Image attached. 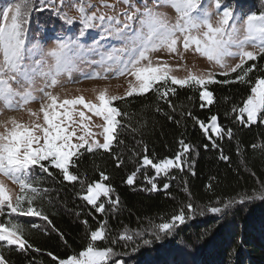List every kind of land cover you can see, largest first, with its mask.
<instances>
[{"label":"snow or ice","instance_id":"1","mask_svg":"<svg viewBox=\"0 0 264 264\" xmlns=\"http://www.w3.org/2000/svg\"><path fill=\"white\" fill-rule=\"evenodd\" d=\"M117 2L124 4L125 10L108 14L90 0H70L82 25L79 36L75 39L57 38L55 46L47 50L38 41L29 46L28 25L31 13L52 7L61 20L67 25H72L77 17H71L60 10L65 0H59V7L55 0H39V8L36 6L37 0H16L15 3H9L0 10V103L10 111L23 109L30 102L41 99L35 94L36 92L42 93L45 101L40 104L38 111L27 110L30 117L28 123L18 121L15 117L0 121V129H2L0 130V264H9L3 251L6 247L10 248L14 245L17 251L33 248L25 238L26 228L19 217L37 216L44 220L48 219L35 207V202L42 200L48 190L42 189L39 180L31 175L33 166L38 165L49 175H52L49 171L50 167L58 169L65 181H77L78 176L72 174L70 167L74 166L82 155L80 150L86 149L89 153L100 150L109 152L113 141L117 139L119 129L126 126L117 117L127 119L129 113L116 106V101L127 103V98L143 96L150 90H155L158 98L164 99L169 92L174 94L176 89L173 85H178L182 88L193 87L200 92L202 100L207 99L211 103L213 94L207 90L209 84H228L238 81L250 85V94L243 100V106L239 107L240 115L236 116V119L245 126L258 121L264 123V76H258L252 83L249 74L253 70L259 72L261 69L255 63L248 65L249 61L264 57V12L247 16L243 21V36H241V29L235 23L233 9L223 6L221 12L222 0H211L219 17L216 24L212 23L213 13L202 8L201 0H153L152 7L145 3L143 9L137 7L134 0H117ZM161 5L170 6L175 10L177 13L175 22H171L166 14L156 11ZM100 6L106 9L115 8V5L107 4L105 0H100ZM92 8L96 10L89 11ZM121 16H123L122 20ZM96 27L103 28L101 38L110 37L120 40L122 46L99 52V60L90 63L98 65L102 72L86 74L85 78L108 79V74L112 73L113 77L131 75L136 83L133 85L130 82L123 96L110 95L108 89L103 88L96 94V102L87 101L83 96L64 99L59 104V108L63 111H57L58 97L48 89L58 85L60 76L67 75L70 78L71 73L78 70L77 61L82 58L84 51L79 44V38L89 29ZM248 45L258 51L247 50ZM181 47L183 52L192 51L214 63L223 70L219 75L226 79L217 80L215 78L217 74L211 71L197 74L191 70H188L185 78H177L171 74L175 69L167 61L157 57L156 63H153L151 54L158 51L179 55L183 59ZM237 57L239 62L234 66L229 67L225 62L228 58ZM231 73H237L234 80L227 78ZM38 78L44 83L36 88ZM77 105H82L84 109L102 120L101 124L95 125L102 129L99 133L103 137L102 143L95 138L97 134L84 123L85 120L91 121V117L86 116L85 111L78 112L80 118L78 122L73 119V112L69 107L74 109ZM156 110L159 111V108ZM232 111L236 112V107H233ZM41 114L42 122H40ZM210 119L213 132L221 135V130L216 125L217 117L212 116ZM77 123L80 124V134L77 128L73 127ZM200 125L207 134L204 123L200 122ZM227 135L231 138V129H228ZM74 139L78 142L74 143ZM181 145L184 153L190 150V146L183 141ZM215 146L213 142V147ZM252 147L254 150L264 149V143L254 144ZM221 158L228 159L226 156ZM113 159L118 162L117 167H119L122 163L120 157L114 155ZM183 162L182 153H177L175 160L166 158L159 162H153L147 155L143 157V165H151L157 174H167L170 168L177 167ZM100 176L101 181L109 179L103 172ZM134 176L135 173L128 176L129 185L133 184ZM145 178L151 184L152 190H157L154 178ZM5 179L18 185V191L10 189ZM168 187V184L164 185L165 189ZM111 191L112 189L104 183H90L87 186V194L83 195L82 199L92 205L96 212L102 213L105 204L103 202L98 204V198L109 197ZM252 199L264 200V184L251 195L244 193L238 199L229 200L225 207ZM109 204L115 207L119 204L118 198L109 199ZM186 208L187 214L184 208H181L170 221L154 225L155 231L151 235L158 240L161 234L169 235L179 225L184 224L186 219L190 218L189 214L194 212V205L189 202ZM208 211L219 213L222 209L209 207ZM32 227L37 226L32 225ZM137 237L143 245L152 242L144 239L140 231L133 234L126 229L118 238L112 239L110 245L100 247V243H108L105 225L102 223L100 227L90 232L88 243L78 255L61 259L59 264H122L121 261L114 260L117 255L115 245L120 241L137 243ZM53 259L55 260L56 257Z\"/></svg>","mask_w":264,"mask_h":264},{"label":"trees","instance_id":"2","mask_svg":"<svg viewBox=\"0 0 264 264\" xmlns=\"http://www.w3.org/2000/svg\"><path fill=\"white\" fill-rule=\"evenodd\" d=\"M15 2L0 0V7ZM36 6L39 8L38 0ZM223 6L245 16L264 12V0H222ZM65 28L66 23L52 10L34 11L28 41L42 44L54 40L64 34ZM253 63L261 71L249 74L252 83L264 76V57L248 65ZM236 75L231 73L227 78L234 80ZM215 78L226 79L219 74ZM173 87L175 93L169 92L164 99L150 90L143 96L127 98V103L116 101V106L129 113L127 119L117 117L126 126L119 129L109 152L80 150L82 155L70 167L77 181H65L58 169L50 167L49 175L38 165L33 166L31 175L39 180L42 189L48 190L35 207L48 219L19 217L26 228L25 238L33 248H4L9 264H59L61 259L78 255L88 243L90 232L102 223L108 243H100V247L110 245L126 229L133 234L140 231L144 239L152 241L148 245L140 243L139 237L137 243L120 241L115 245L114 260L122 264H264V200H245L225 207L229 200L244 193L251 195L264 184V149L252 147L264 143V123L245 126L236 119L239 107L250 94V85L238 81L209 84L207 90L213 95L208 105L193 87ZM212 116L217 117L221 135H208L201 128L200 122L206 126ZM228 129L232 131L231 138ZM181 141L190 146L187 153ZM177 153H182L184 162L167 174H156L151 165H143L145 155L159 162L174 160ZM114 155L122 160L119 167ZM101 172L109 177L107 181H101ZM133 173L134 182L129 185L127 178ZM145 177L154 178L157 190H152ZM94 182L112 189L109 197L98 198V204H105L102 213L82 199L88 184ZM165 184L169 185L167 189ZM117 198L118 205L109 204V199ZM189 202L194 212L184 224L169 235L161 234L158 240L151 235L154 225L170 221L181 208L187 214ZM209 207L222 211L211 213Z\"/></svg>","mask_w":264,"mask_h":264},{"label":"rangeland","instance_id":"3","mask_svg":"<svg viewBox=\"0 0 264 264\" xmlns=\"http://www.w3.org/2000/svg\"><path fill=\"white\" fill-rule=\"evenodd\" d=\"M39 1V0H38ZM90 2L97 7H100V10L106 12L108 14H116L120 13L125 10V5L122 3H118L117 0H105L107 4L115 5L114 9H106L100 6V0H90ZM57 7H59V0H55ZM134 3L137 7L143 9V5L147 3L149 7L153 6V0H134ZM202 8L207 9L213 13L212 15V23L216 24L218 20V15L216 14V10L211 3V0H201ZM3 8L0 7V10ZM44 9L52 10L55 13V9L52 7H46ZM62 12H66L71 17H77L72 25H67L62 36L57 38H77L79 36V31L82 25L78 19V13L72 8L70 4V0H65L64 6L60 9ZM95 8L90 9L89 11H95ZM223 8H221L222 12ZM156 11L164 13L167 15L171 22H175L177 13L175 10L170 6L161 5L156 8ZM234 12L235 23L238 28L241 29L240 35L243 36V21L247 18V16L242 15L240 13ZM123 19V16L120 17ZM103 28L96 27L94 29H89L83 37L79 38V44L83 48L82 58L77 61V71H73L71 73V77L67 75H62L59 77V83L56 87L48 89L52 92L53 95L58 97L57 100V111H63L62 108H59L60 102L64 99H74L78 96H83L87 101L96 102L95 96L99 92V90L103 88L108 89V93L110 95H120L123 96L125 91L128 89L129 83L131 82L135 85L136 81L134 77L131 75L113 77L112 73L108 74V79H90L85 78L86 74L94 73V72H102V69L90 61L99 60V52L108 51L112 48H119L122 46V42L120 40L104 37L101 38V32ZM47 41L42 43L41 45L45 48V50L50 49L55 46L56 39ZM29 42V46L36 42ZM91 49V51H90ZM247 50L249 51H258V49L253 48L251 45L247 46ZM180 52L183 53V59L180 58L179 55L169 54L166 51H158L152 53L153 63L155 64L157 61V57L162 58L163 60L167 61L170 65L173 66L175 69L171 74L175 75L177 78H185L188 74V70L193 71L194 73H206V72H213L219 74L222 69L218 68L214 63H210L206 58L200 57L198 54H194L192 51L183 52L182 47L180 48ZM39 59V57H37ZM229 67L234 66L236 63L239 62V58H228L225 61ZM147 63V62H144ZM179 65V67H177ZM44 81L42 79L36 80V88H39L43 85ZM41 99H37L35 101L30 102L29 104L25 105L23 109H18L15 111H10L6 109L2 103H0V121H6L9 117H15L18 121H22L24 123H28L30 121V117L27 114L28 109H32L33 111H38L40 108V104L45 102L42 98V93L36 92L35 93ZM202 100V99H201ZM205 104H209L207 99L202 100ZM50 102V101H48ZM69 110L73 112V119L77 122L80 120L78 116L79 111H85L86 116L91 117V121L85 120L84 123L88 125L89 129L96 133L97 136L95 137L101 143L103 142V137L99 135L102 129L95 127L97 124H101L102 120L92 113L88 112L86 109L83 108L82 105H77L73 109L71 106ZM245 119H247L245 115ZM40 122H42V114ZM216 125L217 121H216ZM73 127L77 128L78 134L80 129V124L77 123L73 125ZM205 128L207 129V134H211L216 136L212 130V122L210 121ZM2 130V129H0ZM205 131V129H203ZM206 133V132H205ZM74 143L78 142L75 139L73 140ZM86 150V149H85ZM175 160V159H174ZM172 167L169 170L173 168ZM155 170V169H154ZM168 170V171H169ZM156 172V171H155ZM157 174V173H156ZM160 175H164V173H160ZM5 183L7 186L12 189L13 191H18V185L13 184L10 180L5 179Z\"/></svg>","mask_w":264,"mask_h":264}]
</instances>
